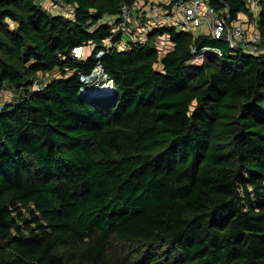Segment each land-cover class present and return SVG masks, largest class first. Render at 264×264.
Segmentation results:
<instances>
[{
	"label": "trees",
	"instance_id": "16d2710c",
	"mask_svg": "<svg viewBox=\"0 0 264 264\" xmlns=\"http://www.w3.org/2000/svg\"><path fill=\"white\" fill-rule=\"evenodd\" d=\"M59 1L72 15L0 0V90L21 91L0 107V264H264V51L173 24L122 48L135 0ZM98 63L100 96L80 79Z\"/></svg>",
	"mask_w": 264,
	"mask_h": 264
},
{
	"label": "built area",
	"instance_id": "2783aa9c",
	"mask_svg": "<svg viewBox=\"0 0 264 264\" xmlns=\"http://www.w3.org/2000/svg\"><path fill=\"white\" fill-rule=\"evenodd\" d=\"M247 3L250 12L258 13L260 0H247ZM136 9L139 17H148V22H144L143 28H140V31L145 32L146 35L154 27L173 24L182 29L205 32L213 38H222L233 50H242L252 54H260L264 51L260 44L261 36L257 30V23L249 19L247 12H240L237 18H232L227 6L218 9L209 0H135L132 4L125 3L121 6L115 29L132 34L131 30L129 31V20L132 10ZM108 43L110 41L106 39L105 44ZM216 51L218 50L216 49ZM72 53L81 58L83 46H74ZM102 54V49L97 52V56ZM192 60L200 63L203 60V55L196 54ZM92 73L96 87L82 91L94 95V92L106 86L107 93H110L113 82L104 72L100 63L93 68L90 74ZM85 75L82 74L80 79Z\"/></svg>",
	"mask_w": 264,
	"mask_h": 264
},
{
	"label": "rangeland",
	"instance_id": "374dc122",
	"mask_svg": "<svg viewBox=\"0 0 264 264\" xmlns=\"http://www.w3.org/2000/svg\"><path fill=\"white\" fill-rule=\"evenodd\" d=\"M40 3H42L43 6H45L48 10H50L51 12H63L66 15H72V6L70 4H66L63 3L59 0H37ZM161 1V0H158ZM138 10H132L131 12V16H130V20H129V31L131 30L130 34L128 32H124L122 33V39L119 42V47H126L128 44V41L133 37V36H137L140 37L141 36V32H139L141 24H140V18L138 16ZM250 17V15L248 16ZM258 18V14L255 13L253 14L252 17H250L249 19L252 22H256ZM107 19H110V17H107ZM142 23H146L148 22V17H142L141 18ZM13 23L11 22V25ZM196 32V31H195ZM197 33V32H196ZM144 35H146V33L144 32ZM144 37V36H143ZM141 36V38H143ZM156 44L157 46L159 45V50H160V55H162V53H164V51L167 50V48H169L171 46L170 41L167 37L166 34H162L161 36H159V38H157L156 40ZM262 47V46H261ZM86 48L88 49V51L91 50L92 45H86ZM156 66H160V63L157 62ZM54 74L58 75V72H53ZM51 76V74H46L44 75L43 79H48ZM21 94L20 90H17V88H15L13 85L6 83L3 88L0 90V107L3 106L5 103H8L10 101H14L16 100V98H18V96ZM27 215V214H26ZM116 250L120 248V245H115L114 247Z\"/></svg>",
	"mask_w": 264,
	"mask_h": 264
},
{
	"label": "water",
	"instance_id": "95a60500",
	"mask_svg": "<svg viewBox=\"0 0 264 264\" xmlns=\"http://www.w3.org/2000/svg\"><path fill=\"white\" fill-rule=\"evenodd\" d=\"M93 77H94V74H86L82 79H81V82H82V90H86V89H89L91 87H96L95 86V81L93 80ZM105 84V83H104ZM106 87V86H105ZM106 90H107V87H106ZM107 92V91H106ZM98 93L100 92H94L93 94L94 95H97Z\"/></svg>",
	"mask_w": 264,
	"mask_h": 264
},
{
	"label": "bare ground",
	"instance_id": "6f19581e",
	"mask_svg": "<svg viewBox=\"0 0 264 264\" xmlns=\"http://www.w3.org/2000/svg\"><path fill=\"white\" fill-rule=\"evenodd\" d=\"M96 92H100V93H98L96 96L104 95V94L107 93V92H106V87L104 86V88L99 89V90H97Z\"/></svg>",
	"mask_w": 264,
	"mask_h": 264
},
{
	"label": "crops",
	"instance_id": "0c3cea01",
	"mask_svg": "<svg viewBox=\"0 0 264 264\" xmlns=\"http://www.w3.org/2000/svg\"><path fill=\"white\" fill-rule=\"evenodd\" d=\"M138 16H139V15H138ZM139 18H140V24H141V27H140V28H143V23H142V21H141V18H142V17H139ZM197 31H198V30H197ZM139 32L142 33V34H141L142 37H143V36L146 37V35H144V33H143L142 31L139 30ZM144 37H143V38H144ZM167 37H168V36H167Z\"/></svg>",
	"mask_w": 264,
	"mask_h": 264
}]
</instances>
